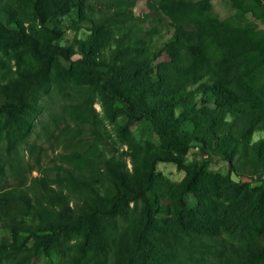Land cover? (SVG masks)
I'll return each mask as SVG.
<instances>
[{
	"label": "trees",
	"instance_id": "trees-1",
	"mask_svg": "<svg viewBox=\"0 0 264 264\" xmlns=\"http://www.w3.org/2000/svg\"><path fill=\"white\" fill-rule=\"evenodd\" d=\"M230 1L254 18L264 3ZM137 2L0 0V264H264L262 198L231 196L183 159L197 146L232 172L264 171V31L208 0H146L144 16ZM118 116L176 155L133 148ZM158 162L186 176L172 184Z\"/></svg>",
	"mask_w": 264,
	"mask_h": 264
},
{
	"label": "rangeland",
	"instance_id": "rangeland-1",
	"mask_svg": "<svg viewBox=\"0 0 264 264\" xmlns=\"http://www.w3.org/2000/svg\"><path fill=\"white\" fill-rule=\"evenodd\" d=\"M199 1V0H195ZM242 0H234L235 5H244L241 3ZM209 6L212 12L217 16L220 20H225L232 16H244L243 24L248 28H252L254 31H264V3L260 6V9L255 8L252 4L250 5L253 9L257 11L259 18H254V16L250 12H241V10L233 7V4L230 0H208ZM133 13L136 16H144L148 13V9L146 7V0H138L135 7L133 8ZM240 20V19H239ZM237 20V23L240 21ZM240 24V23H239ZM67 38L71 39L73 33L71 31H67ZM76 58V57H74ZM259 80V79H258ZM261 80V79H260ZM263 95L259 97L261 99ZM94 108L100 115V119H102V124H104L108 130V132L112 135L115 133V124H111L108 120H104L102 117V108L100 102L94 104ZM117 114H120L118 111ZM116 125H119V131L121 134H125L124 136L127 138L129 134L132 135V141L130 142L133 148H154L162 151H167L172 155H176L175 151L172 148L166 146L157 136V134L153 131L151 126L147 123H133L129 122L125 117L118 116L115 120ZM126 127V130H125ZM128 129V130H127ZM38 128L34 131L32 136L30 137L31 141L37 140L39 144L43 147V152L49 155L51 147L54 146L53 140L45 141L44 138L40 139L37 136ZM253 139H261L264 141V132H257L253 135ZM24 148V147H23ZM23 148H19L18 156L21 158V163L24 166L26 161L30 163H34L37 156L34 154L30 155L28 150H24ZM120 149H126V146H119ZM64 148L59 146L57 151H62ZM180 155V154H179ZM184 161L187 162H196L198 164L204 163L206 175V181L209 184H212L215 181V184L219 186L220 190L227 191L231 196L234 195V192H238L239 195H244L245 193H249V197L259 196L264 201V197L262 196V190L264 188V171H259L258 174H253L251 176H245L240 172L239 169L234 168L233 172L230 169L227 161L221 159L219 156L213 154L211 151L200 150L197 146H192L188 148V150L183 155ZM43 163H48L46 156H44ZM233 165L236 164L234 160H232ZM157 172L163 174L170 183L177 184L179 183L185 176L186 171L180 169L173 162H158L156 164ZM26 175L29 177L26 171L22 172V176ZM31 175L36 176L37 171L33 170ZM8 185L13 183L14 179L11 175H7ZM214 180V181H213ZM237 189L238 191H236ZM247 189V191H245ZM185 201L190 206H194L195 199L192 195L188 194L184 197ZM264 207V202L262 204ZM6 230L0 227V237L6 234ZM50 260L53 263H56L60 260L58 256H52ZM32 264H49L47 260L38 259Z\"/></svg>",
	"mask_w": 264,
	"mask_h": 264
}]
</instances>
